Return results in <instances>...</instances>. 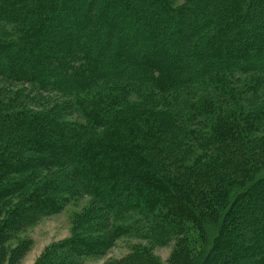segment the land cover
Here are the masks:
<instances>
[{"label": "trees", "instance_id": "16d2710c", "mask_svg": "<svg viewBox=\"0 0 264 264\" xmlns=\"http://www.w3.org/2000/svg\"><path fill=\"white\" fill-rule=\"evenodd\" d=\"M47 1L0 0V12L6 17H9L5 12L7 6V11L15 12L11 20L19 12L20 18L30 20V26L17 44H0V76L15 81L27 78L41 89L50 88L69 97L88 93L105 77L150 84L162 94L175 95L185 86H201L217 96L230 95L224 80L229 76L255 73L264 77V29L256 25V21L253 23L259 26V30L253 39L255 43L244 41L231 45V27L239 26L236 33L242 32L238 22L247 20L243 0H195L189 7V24L194 28L186 36L178 33L185 29L180 14L173 13L163 3L158 2L163 15L151 23L148 18L152 13L147 4L142 6L144 0H104L99 5H95L94 0ZM261 3L264 4V0H260L259 5ZM22 7L26 8L25 12ZM211 26H214L212 32L200 34ZM59 27L67 28L69 32L61 33ZM192 36L198 38L193 44L189 42ZM16 53L21 55L18 57ZM208 79L215 83L210 85L209 82L208 85L205 83ZM207 110L210 111L211 107L207 106ZM99 115V111L93 108L89 113L95 121ZM37 132L32 140L27 136L22 139L26 146H34L26 148V152L34 156L22 159L17 153L12 155L11 161L0 160V209L5 211L0 220V264H19L26 253V244L21 240L10 246V237L25 224V219L38 213L42 215L43 209L52 210L56 204L43 196L32 200L38 196L36 190L31 197L25 192L26 201L20 206L27 204L30 213L19 220L26 210L5 206L2 201L10 200L16 192L25 191L28 179L24 174L22 178L18 177L22 171L30 169L33 174L37 167H54V161L60 168L63 164L60 156L66 154L73 157L68 163L75 168L73 172L79 178L77 184L89 188L95 199L105 198L104 205L114 204L115 207L105 208L111 214L132 212L141 217L152 206L156 208L155 204L158 206L156 212L160 209L159 219L164 221L168 217L166 205L170 204L184 207L185 212L176 218L184 223L192 220L204 236L209 234L206 224H210L214 236L204 241L199 253L190 240L183 239L185 249L182 250L188 261L181 259L178 264H207V261L211 264H264V163L255 162L243 153L242 158L230 154L229 159L217 165H201L199 167L204 168L194 171V164L184 169L186 179L179 183L153 175L148 169L150 164L125 145L96 146L88 142H73L71 145L61 143L60 138L57 145L51 146V138L45 131ZM56 133L57 138L61 137V131ZM237 134L232 133L227 140H233ZM242 144H236L234 150L237 154L241 153ZM44 155H49L50 160ZM11 175L18 176L11 178ZM177 183L189 189H200L199 198H190V194L181 197ZM107 196L110 199H106ZM234 204L240 207L232 209ZM248 218L253 225L249 233L236 229ZM228 220L229 224H226ZM97 238L76 235L49 249L36 264H75L81 250L88 255L97 253L92 249ZM227 247H231L232 252L224 257L225 261L219 262V253L225 252ZM138 256L147 258L141 249Z\"/></svg>", "mask_w": 264, "mask_h": 264}, {"label": "rangeland", "instance_id": "374dc122", "mask_svg": "<svg viewBox=\"0 0 264 264\" xmlns=\"http://www.w3.org/2000/svg\"><path fill=\"white\" fill-rule=\"evenodd\" d=\"M54 1L56 0H50ZM94 1L95 5H99L104 0ZM156 1L146 3L144 0L142 5L147 4L151 11L152 17L148 18L151 23L154 18L158 19L163 15L159 4L163 3L173 13L180 14L179 18L183 22L181 24H185V29H180L178 33L186 36L191 32L194 26L189 24V7L195 0ZM259 1H242L247 20L238 22L242 32L236 33L239 26L231 27L232 46L244 41L252 44L259 26L264 29V25L261 26L264 24V4L259 5ZM24 7L22 11L25 12ZM5 12L9 17L0 12V44H17L30 26V20L27 17L20 18V12L13 18L15 20H11L15 12L7 11V6ZM254 21L256 25L259 24L258 27L254 26ZM212 28L214 26L203 29L200 34L212 32ZM59 30L65 34L69 32L67 28L59 27ZM113 39L109 38V41L113 42ZM190 39L191 44L198 40L195 36ZM16 55L19 57L21 54ZM26 72L31 75L29 71ZM6 78L0 76V160L11 161L12 155L17 153L22 159L34 156L33 153L26 152V148L34 146H26L22 139L27 136L32 140L37 136V131H45L51 138V146L57 145V139L60 138L61 143L67 142L71 145L73 142H88L96 146L125 145L150 164L148 169L153 175L179 183L186 179L185 174L183 175L184 169L194 164V171L204 168L199 167L201 165H217L229 159L230 154L235 157L240 155L242 158L243 153L252 157L255 162L264 163V77L255 73L225 78V87L230 95L221 96L209 93L206 87L202 89L201 86H185L177 90L175 95L162 94L150 84L105 77L88 93L69 97L49 87L41 89L27 78L21 81ZM212 81L213 79H208L205 83H215ZM207 106L211 107L210 111ZM92 108L97 109L100 114L96 121L89 116ZM56 127L62 133L59 138ZM236 127L245 129V132ZM234 132L238 134L234 135L233 140H227ZM238 143L243 144L241 153L237 154L235 150ZM44 157L50 160L49 155ZM41 158L40 155L39 159ZM72 158L69 154L60 156L63 163L60 168L54 161V167H37L33 174L29 169L22 171L21 176L11 175V178H22L24 174L28 179L24 192H16L10 200L2 201L5 206H18L19 211L26 210L19 220L30 213L27 204L20 206L26 201L25 192L28 196H32L31 193L35 190L38 192L36 199L32 200L43 196L56 202L52 210L43 209L42 215L38 213L25 219V224L10 237V246L21 240L25 241L26 253L19 264H36L49 249L60 246L76 235L98 238L92 248L97 253L88 255L81 250L82 254L75 259V264H178L181 259H188L182 250L185 247L183 239L190 240L199 253L204 241L214 236V229L210 224H206L209 234L204 236L201 228L193 225L192 220L184 223L182 219L176 218L185 212L184 207L177 205H166L168 220L164 221L159 219L160 209L156 212L158 206L155 204L156 208L153 209L152 206L151 209L154 212L150 210V214L141 213V217L132 212L111 214L105 208L115 207L114 204L104 205L102 201L105 198L97 200L92 197L93 192L89 188L77 184L79 178L73 172L75 168L72 163H68ZM177 191L181 197L190 194V198H199L200 189H189L177 183ZM107 198L110 199V196ZM238 207L239 204H234L232 209ZM4 212L0 209V220L4 218ZM226 224H229V220ZM252 226L248 218L244 224H238L236 229L249 233ZM125 229L129 230L125 232ZM232 240L231 238L229 241L233 244ZM140 249L147 258L138 256ZM230 252L231 247H227L225 252L219 253L217 260L225 261L224 257H228Z\"/></svg>", "mask_w": 264, "mask_h": 264}]
</instances>
